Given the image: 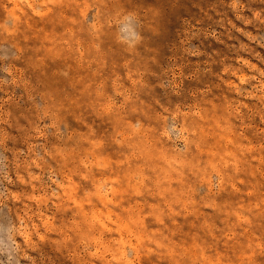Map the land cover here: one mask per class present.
I'll return each mask as SVG.
<instances>
[{
  "label": "rangeland",
  "instance_id": "obj_1",
  "mask_svg": "<svg viewBox=\"0 0 264 264\" xmlns=\"http://www.w3.org/2000/svg\"><path fill=\"white\" fill-rule=\"evenodd\" d=\"M0 264H264V0H0Z\"/></svg>",
  "mask_w": 264,
  "mask_h": 264
}]
</instances>
